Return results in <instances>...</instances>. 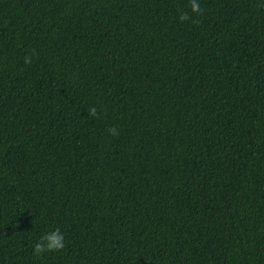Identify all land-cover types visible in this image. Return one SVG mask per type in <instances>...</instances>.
Here are the masks:
<instances>
[{
    "label": "trees",
    "instance_id": "1",
    "mask_svg": "<svg viewBox=\"0 0 264 264\" xmlns=\"http://www.w3.org/2000/svg\"><path fill=\"white\" fill-rule=\"evenodd\" d=\"M199 3L0 0V264H264V0Z\"/></svg>",
    "mask_w": 264,
    "mask_h": 264
},
{
    "label": "clouds",
    "instance_id": "2",
    "mask_svg": "<svg viewBox=\"0 0 264 264\" xmlns=\"http://www.w3.org/2000/svg\"><path fill=\"white\" fill-rule=\"evenodd\" d=\"M190 11L192 13L200 14L202 9L200 7L199 0H189ZM180 21H186L189 19L187 12H181L178 16ZM28 57H25V63H29ZM92 114H95V109H90ZM64 247V236L59 228H55L51 231L42 234L37 242L33 245V252L36 255H40L46 251L59 250Z\"/></svg>",
    "mask_w": 264,
    "mask_h": 264
}]
</instances>
